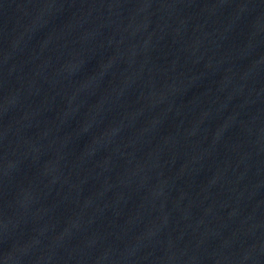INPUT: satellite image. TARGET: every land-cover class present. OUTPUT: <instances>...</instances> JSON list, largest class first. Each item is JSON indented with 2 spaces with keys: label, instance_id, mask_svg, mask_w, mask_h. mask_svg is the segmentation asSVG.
<instances>
[{
  "label": "water",
  "instance_id": "obj_1",
  "mask_svg": "<svg viewBox=\"0 0 264 264\" xmlns=\"http://www.w3.org/2000/svg\"><path fill=\"white\" fill-rule=\"evenodd\" d=\"M0 264H264V0H0Z\"/></svg>",
  "mask_w": 264,
  "mask_h": 264
}]
</instances>
